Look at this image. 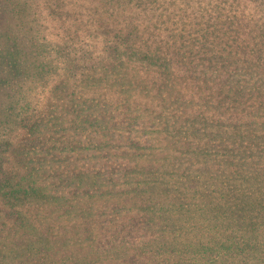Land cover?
<instances>
[{
  "label": "trees",
  "instance_id": "obj_1",
  "mask_svg": "<svg viewBox=\"0 0 264 264\" xmlns=\"http://www.w3.org/2000/svg\"><path fill=\"white\" fill-rule=\"evenodd\" d=\"M17 1L5 10L13 12L20 26L27 27L28 19L29 31L41 34L36 3ZM139 1L97 0L101 12L91 25L110 41L125 42L124 53L120 45L112 50L121 65L141 59L170 74L169 59L148 48H132L139 28ZM149 1L158 8L162 0ZM260 1L259 26L250 27L248 22L252 23L248 21L241 25L245 28L238 35L229 19L222 24L201 18L190 24L182 20L186 29L181 36L185 39L184 55H196V64L201 59L221 62L235 71L222 74L218 85L213 76L195 77L201 78L205 89L210 90V98L220 97L219 107L239 109L242 114H221L213 119V115L209 118L192 112L193 116L178 119L182 123L179 126L170 118L162 120L163 130H159L162 125L156 119L153 124L154 118L148 115H124L117 104L106 102L82 85L84 93L67 107L69 113L72 110L75 114L67 122L68 127L63 126L66 133L42 131L29 138L27 148L21 151L31 165L18 178L4 174L6 162L0 159V201L6 206L0 227V264H84L83 260H90L89 264H150L152 260H178L175 264H264V0ZM117 7L126 12L125 29H115ZM212 7L220 13L219 6ZM255 8L252 3L235 7L234 11L246 22V12ZM30 41L16 42L18 53L32 54ZM40 41L36 40V51L48 58L49 62L42 65L45 71L78 72L82 55L78 46L71 42L62 47L47 39L46 47ZM249 52L254 54L250 60ZM1 58L5 56H0V66ZM3 68L2 99L20 106L21 102L11 98L14 90L6 89L20 73L12 76ZM28 98L20 109L27 112L30 108V114H20L1 124H12L10 129H16L36 120L34 97ZM132 104L139 106L135 100ZM36 122L31 126L38 127L40 121ZM107 125L110 136L104 141ZM98 126L104 133L99 140L97 132L88 130ZM164 128L170 132L169 147H159L163 139L157 134L162 135ZM201 135H205L206 142L198 140ZM9 138L5 135L4 142ZM112 139H126L122 145L125 150L121 144H112ZM147 141L157 142V146L155 142L153 145L159 148L151 151V164H143L137 155L138 145ZM201 156V161L190 162L189 168L180 166L186 159L196 161ZM89 158L104 161L93 170V178L88 167L78 165L79 160ZM203 160L209 163L201 169L198 166ZM192 164L196 173L191 175ZM199 174L204 181L200 189H195L193 184L200 183ZM34 204L44 212L32 214ZM8 253L13 260H8Z\"/></svg>",
  "mask_w": 264,
  "mask_h": 264
},
{
  "label": "rangeland",
  "instance_id": "obj_2",
  "mask_svg": "<svg viewBox=\"0 0 264 264\" xmlns=\"http://www.w3.org/2000/svg\"><path fill=\"white\" fill-rule=\"evenodd\" d=\"M31 1L36 3L34 6L38 9L40 30H42L39 35L29 31L30 23L28 19L27 27L25 25L20 26L13 12L9 13L5 10V7L12 8V5L18 2L17 0H0V56H5L4 60L1 58L3 65L0 68L3 66V69L7 70L6 72L13 74L12 76L20 73L18 74L20 75L19 78L11 79V85L6 89L14 90V95L11 98L24 105H26L25 100L28 97H30L28 99L34 97L35 113H37L36 120L30 123L28 121V125L25 127L21 124L16 129H10L12 124L2 125L1 122L10 119L15 120L16 117L21 116L20 114H30V108L27 112H25L27 109L23 112L20 109L21 104L16 106L13 101L10 102V99L5 102V99H2L1 96L5 88L0 89V159L6 162L4 169L6 176L18 178L24 168L31 165L29 157L23 158L21 150L27 148L29 138L34 136L35 133L40 134L42 131V133L52 135H54V132L66 133L64 131H66L65 127H68L67 122L73 120L75 114L72 110L69 113L67 107L78 100L77 96L79 97L82 92L84 93L83 86H88V90L106 102L117 104L124 115H144V117L148 115L149 118H154L153 124H155V119L156 122L162 125V120L170 118L172 124L179 126L182 123L181 121L178 122V119L193 116L194 114H190L192 112L209 118L213 115V119H217L221 114L224 116H231L234 112L242 114L239 109L233 110L230 108L228 110L226 107H219L220 97L213 95L210 98V90L205 89L201 78L210 77L212 79L213 76L214 79L217 78L215 84L218 85L222 82V74L234 70L224 63H214V61L209 60L201 59L196 64V55H184L186 50L185 39L181 36L185 34L186 29H184L185 25H183L182 20L187 22L185 24H190L193 20L198 21L201 18L211 23L222 24L229 19V21L232 20V24H235L234 34L238 35V32L245 28L241 25H246L248 21L252 23L251 25L248 22L250 27L259 26L261 21L258 18L262 9L257 3L258 0H162L158 8L154 7L149 0H140L136 11V23H138L139 28H137L136 33L134 31L132 48L142 50L148 48L157 53V56L160 55L166 57L167 60L169 59L171 63L170 74L167 73V70H162L155 64H146L141 59L127 65H121V61L115 59L112 55L114 46L120 45L119 48L123 52L122 46L126 45L124 41L123 44L116 40L110 41L103 32L96 33V27L91 23L101 12L97 8V6H100L97 4V0ZM252 3L256 4V8L254 11L248 9V12H246L244 10V14L246 12L245 15H248L245 22L236 15L234 8L239 9L243 5H251ZM214 4L220 7V13L213 9ZM116 14H118V21L115 29H125L128 20L125 18L126 12L121 7H117L114 10V16ZM40 39V45L44 44L46 47H48L45 44L47 39L57 42L62 47L71 42L78 46L82 54L80 58L81 66L77 70L78 72L72 74L67 69L45 71L42 65L49 62L48 58L45 57L42 51L38 53L36 51L39 48V45H36V40L39 41ZM28 41H30L29 46L32 47V54L18 53V46H15V43L27 44ZM182 44L184 45L182 46ZM50 47L52 48L51 45ZM253 56L254 54L248 53L249 60ZM193 64H196L197 69ZM198 74L201 78L195 77ZM20 84L22 87H20ZM143 90H148L147 94ZM206 99L209 102H206ZM134 100L139 103V106L135 107L132 104ZM127 107L129 110L126 109ZM37 120L40 121V125L38 127L31 126L37 123ZM57 121L61 123L59 124ZM105 124L101 125L105 126ZM150 126L151 128L154 126L152 122ZM104 128L105 131L109 130L103 139L107 141L108 136H110V126L107 125ZM88 130L97 132V136L95 135L97 140L103 137L101 136L104 134L101 126H98L96 130H91V127H89ZM159 130H163V125ZM152 134L163 139V143L160 141L159 147H169L171 143L170 132L168 133L165 130L162 135L159 132L157 135L155 132ZM5 135H9L12 139L9 138L8 142H4L7 140ZM204 138L206 139L205 135H201L198 140L206 142ZM10 141H13V143ZM125 141L126 139H120V141L115 142V139H112V144H121V149L125 150V147H122ZM154 142L147 141L138 145L137 151L139 154L137 155L143 164L146 161L151 164V151L159 149L154 147ZM154 144L155 146L158 145L157 142ZM134 152L136 151L133 150ZM201 159L202 156L196 158V161L186 159L180 166L189 168L191 166L190 162L199 163ZM102 162L104 161H99L98 158H89L79 160L78 165L88 167L90 172H93L91 174L93 178L95 177L93 170L100 167L99 164ZM108 163L110 164V162H107L105 165L108 166ZM208 163L209 160H203L202 166L198 167L204 169L203 166L208 165ZM44 164L48 165L47 163ZM194 168L193 165L191 175L196 173ZM193 178H196V175ZM198 180L200 183L193 184L195 189L201 188L204 177L200 176ZM5 208L6 206L0 201V227L2 220H4L2 216ZM30 211L32 214L44 212L43 208L37 204H34ZM11 256V253H8V260H13ZM88 261L90 260H83L82 263L89 264ZM175 261L178 260H152L150 264H175ZM47 264L51 263L47 262Z\"/></svg>",
  "mask_w": 264,
  "mask_h": 264
}]
</instances>
